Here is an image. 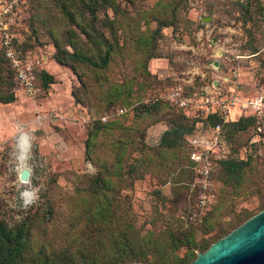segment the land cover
I'll list each match as a JSON object with an SVG mask.
<instances>
[{
  "label": "rangeland",
  "instance_id": "obj_1",
  "mask_svg": "<svg viewBox=\"0 0 264 264\" xmlns=\"http://www.w3.org/2000/svg\"><path fill=\"white\" fill-rule=\"evenodd\" d=\"M72 1L79 13L74 22L57 0H0V27L7 25L23 53L53 75V82L47 87L40 83L35 95L15 88L13 102H0V222L7 229L26 223L31 237L27 255L69 247L85 234L117 236L133 222L135 240L149 230L150 240L165 243L170 215L179 218L174 230L209 245L263 209L264 135L249 126L225 139L229 152L252 154L243 178L229 181L216 167L214 202L204 215L193 217V178L184 143L189 121L162 98L173 86L192 95L214 81L225 94L235 87L238 96H252L255 85L264 81L261 1L113 0L115 11L101 6L93 22L102 41L113 45L105 69L53 58L56 42L95 59L105 50V45L99 50L88 42L79 28L92 24L82 8L89 0ZM6 6L10 11L2 15ZM106 16L114 19L112 27L105 25ZM0 72L5 87L11 78L2 59ZM234 73L233 81L222 80ZM170 129L168 138L175 144L161 145ZM21 130L31 141L27 183L19 181L14 156ZM178 192L186 198L174 206ZM106 201L117 221L100 216L97 205ZM90 253L101 255L95 249ZM186 253L185 248H151L123 257L127 264H168Z\"/></svg>",
  "mask_w": 264,
  "mask_h": 264
},
{
  "label": "trees",
  "instance_id": "obj_2",
  "mask_svg": "<svg viewBox=\"0 0 264 264\" xmlns=\"http://www.w3.org/2000/svg\"><path fill=\"white\" fill-rule=\"evenodd\" d=\"M57 2L64 14L68 16L71 21H76L79 13L73 1L57 0ZM104 5L110 7L113 11H115L113 0H89L87 2H83L82 8L87 10L88 13L92 16V24L87 25L83 23L79 25L81 33L85 36L88 42L93 43L99 50L102 48V46L105 45V50L103 52L100 51L98 54L99 58L95 59L92 56L79 51L74 45H71L73 50L72 52H70L67 49L60 47V45L56 42V52L53 56L56 62L67 65L70 64L71 60H79L97 69L107 68L111 58L113 45L108 42H103L102 35L97 32L96 28L93 25L94 20L97 18V12L99 8ZM262 8L264 9V7ZM104 22L107 27H112L114 24V19L106 16ZM15 46L24 57H29L25 55L20 49L19 41L17 40V38L15 39ZM0 54V59H2L7 64L11 78L10 82L8 83V85H5V87L0 85V102L10 103L15 100L14 89L17 87L16 76L8 58L5 56L4 50L1 47ZM35 74L38 86L41 83L47 87L50 83L53 82V75L43 69H39L37 67V64ZM77 76L78 78H81L80 75ZM72 95L75 97V94L73 92ZM174 107L178 109L183 117H185L189 121V127L187 128L184 135V143L188 158L189 147L186 144V135L193 131L197 119L187 115L183 109L177 107L176 105H174ZM221 121L222 119L219 117V115L216 114L209 115L206 119H204L205 124L212 125H215ZM249 126H252L253 129L255 128L256 118L254 116H241L236 120L225 123L223 126L225 139H227V134L237 130H245ZM173 131L170 129L163 133L160 141L161 145L173 146L175 144L174 140L168 138V136ZM91 134V139H93L95 134ZM261 135L263 136L264 133H261L260 136ZM89 144L90 142H88V145ZM251 158L252 154L243 157L238 156L237 153H233L230 151L225 159L219 161L217 168L219 167L222 169L225 174V179L233 181L235 183H239V181L244 176L245 169L247 165H249ZM188 167L191 171L194 182L195 174L191 168L190 161ZM102 184L104 187H107L109 183L106 180H103ZM192 192L193 196L191 198V202L193 208L196 198V189L192 188ZM177 194L178 195L176 196L175 200L172 201L174 206L181 204L182 200L186 198V195L184 193L181 194L180 192H178ZM260 199L261 201H264V193L260 196ZM100 201L97 202L96 200V203L98 204ZM109 202L110 201H106V203H100L99 205H97L99 207L100 216H102L103 220L107 222L113 220L117 221L119 217L115 216V213L113 212V210H111ZM249 217L250 216H248L247 218ZM247 218L243 219V221H245ZM178 220V217L170 215V217H168L165 221L166 223L164 224L163 229L164 233H166L167 235V241L165 243L163 240L159 239H156L154 241L150 240L149 236L151 232L149 230H146L145 236L139 238L138 240H135V237L132 236V233L133 229L136 230V225L135 222H133L130 224V227L128 229H122L121 233L117 236L113 235L112 232H107V234L105 235H97V239L95 235L85 234L80 237V240L76 238V240L73 241L70 244L71 246L69 247H64L51 253L44 252V254L42 255H27L31 237L25 228L26 223H24V225L22 226L20 225L15 229H7L0 222V264H127L128 261H126L123 257L126 252L135 253L138 251H147L151 248L154 250H162L168 247L171 248V252L177 251L181 248H185L187 250V253L185 255H183L182 257H174L168 264H189L197 256V253H194L195 250L205 251L212 243L209 245L206 243L200 244L194 241L190 233L185 234L183 233V231L174 230L172 227L178 222ZM243 221H241L239 224H241ZM102 226L107 228L105 224ZM103 237L107 239V242L103 240ZM93 238H95V242L92 241ZM92 249H95L101 255H97V253H90ZM102 252L105 253L106 256L111 254L110 257H107L108 260L104 262H100L102 259L98 261L99 258H103L105 256L102 255ZM141 261L142 260H140V262Z\"/></svg>",
  "mask_w": 264,
  "mask_h": 264
},
{
  "label": "built area",
  "instance_id": "obj_3",
  "mask_svg": "<svg viewBox=\"0 0 264 264\" xmlns=\"http://www.w3.org/2000/svg\"><path fill=\"white\" fill-rule=\"evenodd\" d=\"M264 7V0H260ZM10 8L2 7V15H6ZM15 35L12 34L7 25L0 27V47L4 50L12 69L15 72L17 87L27 95H35L38 91L36 81L37 62L24 57L15 46ZM238 74L222 78L224 81H233ZM218 81L210 85L203 86L199 92L187 94L181 85L170 87L163 99L171 104L183 109L192 118L197 119L192 132L186 135V144L189 147L188 158L191 168L194 171L195 179L192 188L196 189V198L192 215L195 219L211 207L215 198L214 173L219 161L225 159L229 150L225 142L223 126L229 121L236 120L235 112L239 116H254L256 126L254 131L257 135L264 133V81L255 85L254 94L247 98H242L236 93V89L230 88L225 94L218 87ZM119 113L122 110L118 111ZM219 115L221 122L212 125L205 124L204 119L209 115ZM106 120V116L102 117Z\"/></svg>",
  "mask_w": 264,
  "mask_h": 264
},
{
  "label": "water",
  "instance_id": "obj_4",
  "mask_svg": "<svg viewBox=\"0 0 264 264\" xmlns=\"http://www.w3.org/2000/svg\"><path fill=\"white\" fill-rule=\"evenodd\" d=\"M30 171L20 172L28 181ZM189 264H264V208L253 214L229 233L197 252Z\"/></svg>",
  "mask_w": 264,
  "mask_h": 264
},
{
  "label": "bare ground",
  "instance_id": "obj_5",
  "mask_svg": "<svg viewBox=\"0 0 264 264\" xmlns=\"http://www.w3.org/2000/svg\"><path fill=\"white\" fill-rule=\"evenodd\" d=\"M14 147H15V159L17 161V166L16 169L18 170V178L19 181L21 183H27V181L22 180L20 177V172L26 168L25 164L26 161L28 160L29 154H30V150H31V141H30V137L29 134L24 131L21 130L19 131L18 136L16 137L15 141H14ZM26 190L25 192H23V195L25 196Z\"/></svg>",
  "mask_w": 264,
  "mask_h": 264
}]
</instances>
